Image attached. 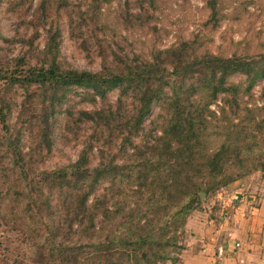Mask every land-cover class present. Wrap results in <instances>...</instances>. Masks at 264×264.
Instances as JSON below:
<instances>
[{"label":"rangeland","instance_id":"obj_1","mask_svg":"<svg viewBox=\"0 0 264 264\" xmlns=\"http://www.w3.org/2000/svg\"><path fill=\"white\" fill-rule=\"evenodd\" d=\"M214 5L216 15L212 12ZM51 32L57 34L58 62L64 68L92 73L153 61L156 52L176 48L187 49L185 55L191 59L203 53L259 59L264 57V0H0V108L6 115L5 124L0 119V195L6 194L14 177V162L21 167L23 161L30 162L27 168L35 177L41 171L75 163L81 152L92 146L91 168L99 166L103 152L106 164L119 168L113 177L103 179L91 198L93 202L102 197L110 211H122L116 224L104 222V233L110 238L129 239L143 235L148 241H156V250L159 244L175 239L174 244L160 248L159 254H152L150 259L151 264H179L183 250L194 248L204 234H216L219 220L226 219L238 206L236 191L245 198L254 186L264 185V79L244 93L245 76H232L230 82L239 86L238 105L225 106V94L210 105L218 117L208 125L205 149L209 153L225 144L229 148L226 157L233 162L225 170L239 178L209 193L199 191L206 195L198 208L186 219H173L168 194L162 201L164 210L158 213L154 205L142 206L140 194L135 193L138 187L133 186L136 178L129 186L121 184L120 176L139 166L137 159L141 157L127 142L123 143L127 132L117 123L98 124L83 116L86 111L117 110L118 90L108 94L106 101L92 103V94L74 89L53 108L52 94L46 90L26 83L12 84L9 77L13 73L26 81L27 70L45 65V46ZM160 61L167 59L163 56ZM124 101L126 113L132 106L131 100ZM223 107L226 113L220 115ZM36 114H45L50 121V151L44 144V125L33 119ZM109 114L105 112V116ZM166 118L163 102H155L140 135L133 138L134 145L147 153L161 135ZM237 146L246 155H238ZM237 156L246 159L244 165ZM198 182L208 188L215 180L203 175ZM139 207L147 212L136 215L141 223L136 224L138 220L129 211ZM125 221L129 224L124 227L121 223ZM11 226L9 214L0 207V264H28L32 255L28 245L11 231ZM130 229L138 234L134 236ZM161 254L167 259L163 260Z\"/></svg>","mask_w":264,"mask_h":264},{"label":"trees","instance_id":"obj_2","mask_svg":"<svg viewBox=\"0 0 264 264\" xmlns=\"http://www.w3.org/2000/svg\"><path fill=\"white\" fill-rule=\"evenodd\" d=\"M216 8L214 5L213 15H216ZM58 48L57 34L51 32L45 46V65L27 70L26 81L19 80L13 73L9 77L12 84L26 83L46 90L52 94L53 108L62 101L66 92L74 89L84 90L86 95L92 94V103L98 100L104 102L108 94L118 90L120 98L117 110L86 111L83 116L98 124L106 122L110 126L117 123L122 131L127 132L123 143L127 142L141 157L137 159L139 166L121 175L120 181L129 186L136 178L133 186L138 187L135 193L140 194L142 206L154 205L160 213L164 210L162 201L167 200L164 195L168 194V200L172 202L169 208V212H173L172 218L186 219L200 204L199 191L209 193L239 178L225 170L229 163H233L230 157H226L229 148L225 144L209 153L205 149L208 125L218 117L210 105L220 94H225V106H237L239 86L230 82L231 77L245 76L244 93H248L264 79V57L223 58L203 53L191 59L185 55L187 49L176 48L156 52L153 61L127 63L119 69L92 73L64 68L58 62ZM163 56L167 61H160ZM124 100H131L132 106L126 113ZM158 101L163 102L167 118L157 142L144 153L134 145L133 138L140 135L153 104ZM105 112L110 114L105 116ZM224 113L226 110L223 107L220 115ZM0 119L3 124L6 123V115L1 108ZM33 119L44 125V144L50 151L52 139L47 115L36 114ZM91 147L85 148L75 163L34 173L35 177H31L27 168L30 162L22 159V167L15 162L12 164L11 175L14 173V177L8 183L6 194L0 195V207L9 214L11 231L17 233L21 242L24 238V243L28 245L32 254L28 264H151L152 254H159L160 248L176 242L171 239L159 244L156 250V241H148L143 235L129 239L120 236L110 238L104 233V222L116 224L122 211H110L102 197L94 198L93 202L91 198L103 179L113 177L119 168L106 164L104 152L99 166L91 168ZM235 148L238 155H246L243 148ZM239 162L244 165L246 159ZM203 175L215 180L212 187L204 188L197 183V179ZM7 203L9 206L4 205ZM129 212L132 218L138 220L136 215H144L147 211L139 207ZM128 224L127 221L121 223L124 227ZM136 224H141L140 219ZM147 230L144 226L143 233L146 235ZM129 232H133L134 236L138 234L132 229ZM160 256L163 258L164 255ZM24 263L21 261L17 264Z\"/></svg>","mask_w":264,"mask_h":264},{"label":"crops","instance_id":"obj_3","mask_svg":"<svg viewBox=\"0 0 264 264\" xmlns=\"http://www.w3.org/2000/svg\"><path fill=\"white\" fill-rule=\"evenodd\" d=\"M253 188L245 198L236 191L238 206L219 220L216 234H201L194 248L183 250L179 264H264V185Z\"/></svg>","mask_w":264,"mask_h":264},{"label":"built area","instance_id":"obj_4","mask_svg":"<svg viewBox=\"0 0 264 264\" xmlns=\"http://www.w3.org/2000/svg\"><path fill=\"white\" fill-rule=\"evenodd\" d=\"M240 246H241L240 243H237V244H236V247H237V248H239ZM219 252H220V254H223V253L225 252L224 247H221Z\"/></svg>","mask_w":264,"mask_h":264},{"label":"water","instance_id":"obj_5","mask_svg":"<svg viewBox=\"0 0 264 264\" xmlns=\"http://www.w3.org/2000/svg\"><path fill=\"white\" fill-rule=\"evenodd\" d=\"M205 195H206L205 192H202V193L200 194V197H201L202 200L204 199Z\"/></svg>","mask_w":264,"mask_h":264}]
</instances>
